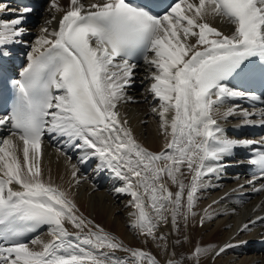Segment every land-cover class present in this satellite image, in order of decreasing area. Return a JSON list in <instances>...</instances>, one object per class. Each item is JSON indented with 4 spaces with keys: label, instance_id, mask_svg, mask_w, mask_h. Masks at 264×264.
<instances>
[{
    "label": "snow or ice",
    "instance_id": "1",
    "mask_svg": "<svg viewBox=\"0 0 264 264\" xmlns=\"http://www.w3.org/2000/svg\"><path fill=\"white\" fill-rule=\"evenodd\" d=\"M48 3L50 18L26 40L34 8L0 0V264H161L81 212L74 188L87 179L79 165L92 160L94 172L119 182L116 194L130 197L129 228L164 253V264H201L247 244L240 235L264 216L222 244L176 250L189 242L190 226L222 215L214 206L244 188L200 206L229 168L247 165L245 184L264 192V138L230 136L226 127L230 118L240 120L237 127L264 126V108L241 104H264L249 87L264 89V0ZM14 48L27 50L13 78L6 65ZM141 62L165 141L159 151L136 137L121 112L134 101L127 93ZM45 137L65 157L66 184L44 171ZM70 151L79 153L77 163Z\"/></svg>",
    "mask_w": 264,
    "mask_h": 264
},
{
    "label": "bare ground",
    "instance_id": "2",
    "mask_svg": "<svg viewBox=\"0 0 264 264\" xmlns=\"http://www.w3.org/2000/svg\"><path fill=\"white\" fill-rule=\"evenodd\" d=\"M62 6H67L68 0H59ZM11 7H18L13 0H9ZM49 3L45 0L44 5L39 11V15H35L36 24L27 25L33 35L28 36V39H33L35 33L45 19L50 18L48 12ZM58 15V14H57ZM10 15H4L3 19L9 20ZM34 20V19H33ZM210 23L216 24L223 31H228V26L222 24L219 19H209ZM146 73L144 67L141 66L136 71L135 84L128 89V95L134 97V101L124 103L121 106L122 114H126L130 127L133 129L136 137L151 150L159 151L163 145L164 138L160 134L158 118L151 112L153 106L152 96L146 91L148 81L144 79ZM242 107L249 108L244 102H241ZM227 124L234 125L233 131H236L239 136H243L245 132L242 127H237L240 124L238 118H230ZM228 128V127H227ZM229 134V132H228ZM231 136V134H229ZM237 136V135H235ZM79 153L72 158L73 163L78 162ZM241 154L238 153L236 159H240ZM95 164L97 163L93 160ZM95 164L91 167L88 173H83L80 170L81 176H86L79 187L74 188L75 199L83 214L100 224L105 230L115 234L122 239L125 244L130 246H142L157 254L161 264H164L165 255L160 252L155 245L149 243L144 245L142 240L136 238L132 230L128 226V213L132 211L127 206V201L130 197L126 194H116L113 191L114 187L119 186L108 172L96 173L93 171ZM235 164V161H233ZM82 165H79L81 168ZM43 168L45 173L51 170V175L56 179L57 183H65L69 180L68 168L65 157L57 152V147L44 145L43 146ZM237 175L239 178H237ZM63 177V181L60 180ZM251 178V174L247 173V165L233 166L228 169L224 178L219 181V186L209 189L201 194L200 206L204 207L217 199L225 192L238 185L244 184V188L231 194L223 203L214 206L218 213H223L212 221L206 222V226L200 227L198 224L190 226L186 231L189 236V242H184L183 247H178L177 252H186L195 243H201L203 246L209 244L219 245L228 241L229 237L236 233L237 229L246 223L249 219L255 216H264V192L254 193L251 187L245 184V181ZM264 182V181H262ZM95 185V187H93ZM47 229L39 234L44 239H49L46 235ZM175 238V237H173ZM227 239V240H226ZM239 239L247 240L248 243L230 249L218 258L212 259L211 256L202 257L201 264H264V222H257L249 231L240 235ZM253 240H255L253 242ZM123 256V253H119Z\"/></svg>",
    "mask_w": 264,
    "mask_h": 264
},
{
    "label": "rangeland",
    "instance_id": "3",
    "mask_svg": "<svg viewBox=\"0 0 264 264\" xmlns=\"http://www.w3.org/2000/svg\"><path fill=\"white\" fill-rule=\"evenodd\" d=\"M33 24V23H32ZM34 24H36V20H35V23Z\"/></svg>",
    "mask_w": 264,
    "mask_h": 264
}]
</instances>
